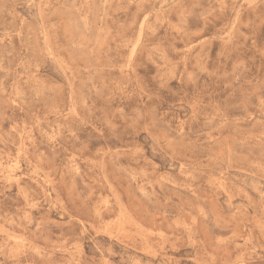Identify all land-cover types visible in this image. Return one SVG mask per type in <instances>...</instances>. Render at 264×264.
Masks as SVG:
<instances>
[{
	"label": "rangeland",
	"instance_id": "rangeland-1",
	"mask_svg": "<svg viewBox=\"0 0 264 264\" xmlns=\"http://www.w3.org/2000/svg\"><path fill=\"white\" fill-rule=\"evenodd\" d=\"M0 264H264V0H0Z\"/></svg>",
	"mask_w": 264,
	"mask_h": 264
}]
</instances>
